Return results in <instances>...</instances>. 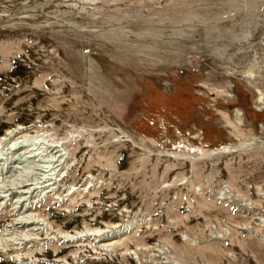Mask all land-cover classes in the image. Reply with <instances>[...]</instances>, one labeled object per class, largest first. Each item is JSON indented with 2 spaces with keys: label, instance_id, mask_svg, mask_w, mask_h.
<instances>
[{
  "label": "rangeland",
  "instance_id": "1",
  "mask_svg": "<svg viewBox=\"0 0 264 264\" xmlns=\"http://www.w3.org/2000/svg\"><path fill=\"white\" fill-rule=\"evenodd\" d=\"M37 133L0 264H264V0H0V137Z\"/></svg>",
  "mask_w": 264,
  "mask_h": 264
},
{
  "label": "bare ground",
  "instance_id": "2",
  "mask_svg": "<svg viewBox=\"0 0 264 264\" xmlns=\"http://www.w3.org/2000/svg\"><path fill=\"white\" fill-rule=\"evenodd\" d=\"M239 113L240 112L236 110L237 124L240 123L239 118H241L239 117ZM7 144H10V142L8 143L6 136L0 137V177L12 180L15 185L16 182L20 183V180L24 178L33 167L39 166L41 169L43 168L42 170L49 168L46 167V164H49V162L44 159L46 156L51 159L57 158L55 162H61L62 155L60 154L61 151L58 150L59 145L53 144L54 146H47L45 137L42 134L37 133L31 136H23L20 141H16L10 147H8ZM49 148H51V150ZM48 149L50 150L48 152L50 156L47 155ZM56 154H58V156H56ZM54 168L52 167L51 170H54ZM109 237L110 235L103 236L101 241H105L109 239Z\"/></svg>",
  "mask_w": 264,
  "mask_h": 264
}]
</instances>
